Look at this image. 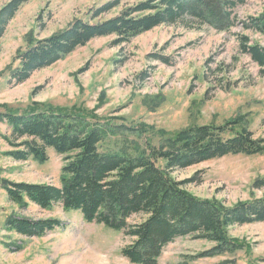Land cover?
I'll return each mask as SVG.
<instances>
[{"label":"rangeland","instance_id":"374dc122","mask_svg":"<svg viewBox=\"0 0 264 264\" xmlns=\"http://www.w3.org/2000/svg\"><path fill=\"white\" fill-rule=\"evenodd\" d=\"M9 0H0V8ZM112 0H25L0 40V111L26 112L58 107L94 114L102 121L142 126L159 142L194 124H224L244 116L254 137L264 139V76L250 55L241 52L240 37L264 47V31L244 21L264 14V0H246L236 8L227 30L188 21L163 24L113 45L114 35L97 37L54 64L17 83L12 69L19 51L31 40L66 28L75 18L89 20L90 8ZM141 0H121L103 18L117 15ZM152 126V127H151ZM157 133V134H156ZM9 124L0 120V264H135L121 252L131 242L123 231L88 222L61 203L50 209L11 201L5 179L60 186L66 154L48 149L45 162L17 161L8 155ZM135 138V136H132ZM173 176L202 199L225 206L264 199V152L229 154L187 168ZM8 216L30 219L56 217L64 226L42 236H24L4 228ZM144 216H133L137 222ZM229 235L247 248L204 255L214 243L191 235L169 243L157 264H264V221L234 225Z\"/></svg>","mask_w":264,"mask_h":264},{"label":"trees","instance_id":"16d2710c","mask_svg":"<svg viewBox=\"0 0 264 264\" xmlns=\"http://www.w3.org/2000/svg\"><path fill=\"white\" fill-rule=\"evenodd\" d=\"M24 1L9 0L0 8V40ZM120 2L90 8L89 20L77 17L66 28L31 40L17 55L20 64L12 69L14 80L24 82L97 37L114 35L112 44L121 45L157 26L191 20L217 30L230 29L236 8L246 0H141L103 18ZM243 24L264 31V14ZM240 42L241 52L250 55L264 76V47L250 45L246 35ZM243 118L222 125L194 124L173 134L160 130L155 143L146 124L102 121L94 114L52 106L0 111V120L11 129L6 139L12 148L8 155L14 160L45 162L49 148L66 154L60 186L5 179L4 188L19 205L34 203L50 209L61 203L88 222L123 231L131 242L121 252L135 264H157L169 243L187 235L214 243L205 256L235 252L248 245L230 236V227L264 221V199L225 206L193 195L184 187L190 180L178 181L173 172L229 154L263 153L264 139H256ZM137 215L144 218L131 222ZM62 226L56 217L8 216L4 228L33 237Z\"/></svg>","mask_w":264,"mask_h":264}]
</instances>
